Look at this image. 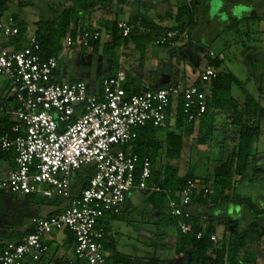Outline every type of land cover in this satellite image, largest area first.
Here are the masks:
<instances>
[{"label": "built area", "instance_id": "obj_1", "mask_svg": "<svg viewBox=\"0 0 264 264\" xmlns=\"http://www.w3.org/2000/svg\"><path fill=\"white\" fill-rule=\"evenodd\" d=\"M116 29L122 38L133 31L124 20L117 21ZM0 32L4 36L18 33L12 17L0 20ZM177 38L187 39V29H168L154 43L171 46ZM100 39L97 29H84L75 39L67 34L61 44L86 48ZM209 56L214 58L212 52ZM58 62L59 56L41 58L34 36L20 50L0 49V75L7 78L15 102L11 110L0 105V113L16 117L11 131L0 133V149L12 151L15 164L0 178V193L60 196L65 200L62 211L34 219L32 232L8 241L0 252V264L38 261L48 251L43 238L58 231L73 237L74 264H108L103 246L107 232L102 221L121 211L133 189L163 191L156 183H148L149 160L143 161L135 182L139 159L128 145L140 128L164 125L178 100L187 120L198 122L206 110L210 84L218 76L217 68L207 64L199 74L198 85L168 84L128 95L126 72L121 68L102 77L97 88L90 91L79 80H55ZM115 147L123 149L114 151ZM84 167H92L93 173L87 186L74 195L73 176ZM210 193L211 187L202 180H188L175 193V199L169 200L168 212L179 217L182 234L190 230L192 197ZM210 239L216 242L217 236L213 234Z\"/></svg>", "mask_w": 264, "mask_h": 264}, {"label": "rangeland", "instance_id": "obj_2", "mask_svg": "<svg viewBox=\"0 0 264 264\" xmlns=\"http://www.w3.org/2000/svg\"><path fill=\"white\" fill-rule=\"evenodd\" d=\"M21 1L4 0L2 13L4 12L5 16L8 14L15 15L18 21L23 19L27 23L28 34H32L35 30L34 23L36 21L53 17V14L50 15L52 11L49 9L48 3L62 1L64 6L70 4V0H28L29 4L20 6ZM145 1L148 0H105L102 6L93 11L80 12L83 28L97 29L101 33L98 51L94 52L91 47L62 46L58 62L60 69L58 80H79L84 82L92 91V89L97 88L100 79L116 63L117 68H121L131 75L134 84L140 90L148 88L151 81L156 83V87L174 84L175 82L182 86L191 85L198 81L200 72L211 59L209 53L212 52L214 57L220 58L221 70L237 77L245 94L254 100L255 105H264V24L260 26L259 30L252 29L251 40L245 38L241 26L240 33L227 28L224 24L230 12L229 6L235 3L232 0H196L193 8L194 22L186 27L188 38H177L171 46H157L154 43L155 39L151 38L145 43L143 54L138 49V45H143V41H130L128 44H121L114 49L113 54H105L103 46L111 41V23L114 20L128 21L131 15L146 12L150 20L158 21L163 25L170 26L175 23L174 18L159 20L153 11L157 13L170 12L169 15L173 17L176 14L173 11L176 6L178 7L180 1L177 0L178 5H176L175 1L165 3L157 0L156 7H152L150 13H148L149 9H144ZM223 2V11H220ZM239 2V4L242 3L241 0ZM174 4L175 6H173ZM262 9L264 16V8ZM238 10L242 12L248 9L239 7ZM43 31L46 32V29ZM136 38H139V34L136 35ZM24 43L25 39L21 41V46ZM13 46L14 48L16 46L13 36H4L0 32V49H12ZM246 46L251 47V49H246ZM8 83L7 78L0 75V101H2V95L6 97L12 94L10 90L6 91ZM239 92V88L234 86L232 94L238 95ZM176 107L177 105L173 104L170 108L172 118L168 119L167 125L170 129L185 134L184 147L180 159L169 163L178 167L180 175L190 171L202 181L203 179H210L214 167L219 164V158L225 159L230 153L234 144L233 140L237 135L230 127H227L226 135L215 134L213 140L206 144L207 146L196 145L195 137L199 122H194L193 130L188 133H185V126L179 129L174 128L173 120L175 119ZM9 118L16 120L14 115H9ZM257 121L260 126V133L254 144L255 152L254 150L253 152L258 157V155H264V114L259 115ZM225 122L224 116L221 120L217 117L215 119V125L219 127L224 126ZM164 130L160 129L159 132H162L163 135ZM221 139L223 140L219 143L218 141ZM122 149L123 147H115L114 151ZM158 158L159 162L156 167H161L164 163L162 152ZM0 166H2L1 163ZM254 168H256L255 164H252L247 174L248 177L241 182H236L230 194L251 201L256 208H264V178L262 182L259 181V178H254L253 174L256 176L261 174V169L254 171ZM76 183L77 175L74 174L72 188L75 189ZM64 206L65 200L60 196L45 198L37 194L0 193V235L3 234V240H5L10 236L9 230L29 229L33 226L34 219L48 217L60 212ZM227 207L230 210H227ZM240 207L236 208V212L233 213L231 211L232 205L228 204L226 207L220 206L218 210L212 211L214 215L218 214L217 218L207 211L200 217L204 224L209 221L215 225L217 236L216 242H214L215 247H219L223 234L228 237L236 233L240 227L246 226L245 221L249 222L251 218H254L249 209ZM121 215L108 223V235L113 242V247L105 249V254L108 257L112 255L113 248L117 254L128 257L125 264H191L189 253L177 257L173 249L174 229L172 227L157 229L154 224L155 217H153L148 204L138 203L137 197L134 196L126 208L122 207ZM258 225L259 228L264 229V215L260 216ZM163 230L168 234L165 237L158 236L156 238L155 233ZM156 241L159 243L158 247L154 245ZM43 242L49 246L48 258L46 255L41 261H32L31 263L69 264V254L67 257L65 251H62L66 261L57 263L58 261L55 260L58 255L56 244L47 237L43 238ZM244 254L251 255L247 264H264V234L255 242L246 245L245 249L241 251V257ZM208 257L209 262L207 264H213V255L210 253ZM23 262L19 264H23Z\"/></svg>", "mask_w": 264, "mask_h": 264}, {"label": "trees", "instance_id": "obj_3", "mask_svg": "<svg viewBox=\"0 0 264 264\" xmlns=\"http://www.w3.org/2000/svg\"><path fill=\"white\" fill-rule=\"evenodd\" d=\"M3 1L4 0H0V17L4 10ZM179 1L180 5L176 10V14L173 16L176 26L162 27L151 21L146 14H139L129 18L127 22L133 27V31L129 37L122 38L116 29L117 21H112L110 31L111 41L103 46V52L105 54H113L114 49L121 44H128L130 41H143V45H138V49L142 51L141 54H143L145 52V43H147L149 39H156L168 29L176 28L182 30L191 25L194 22L192 11L196 2L192 1L191 3H185L182 0ZM104 2L105 0H70V4L64 6L61 1L58 2V4L60 3V7L55 9V13L51 19H39L36 21L34 23L35 30L32 36H34L39 43L41 58L58 57L62 49V39L67 34H71L75 39L86 29L82 26L79 15L80 12L93 11L99 8V6H102ZM23 4H29L28 0H22L20 6ZM171 17L169 13L164 16V18ZM12 18L18 28V33L13 36L14 43H16L15 50H20L21 41L25 39V35L27 34V23L23 19L18 21L15 15H13ZM259 20L260 17L257 11L251 10L247 15L234 14L227 17L224 25H226L227 28L234 29L237 33L241 32V26L245 38L251 40L250 34L252 29L259 30L261 26ZM44 29H46V32L43 31ZM138 34L139 38H136ZM252 40L255 41V39ZM98 44L99 41H94L90 43L89 47H91L94 52H97ZM243 46L245 45L243 44ZM245 48L248 50L251 49V47L248 46ZM208 64L217 68L218 76L210 84L206 110L199 118L195 143L196 145L209 144L211 140H213L212 138L218 132L217 125H215V116L219 112L229 113L227 127H230L233 132L236 133L237 137L233 140L234 144L226 158H219V164L214 167L212 177L210 179H203V183L211 187V193L205 197L202 195L193 196L191 199L192 206L194 208L204 207L206 208L205 212L207 211L215 217L212 213L214 209L218 210L220 206L226 207L230 202H239L243 207L249 209L254 218H251L246 226L240 227V230H237L236 233L228 237L223 234L219 247H215V243L210 239L211 235L216 232L215 225L209 221H206V224H204L200 219L202 216L200 211L191 212L188 220L190 230L188 233L182 234L178 228L179 217L172 216L168 212L167 205L170 199H175V193L184 188L188 180L198 179L194 173L190 171L186 172L184 175H180L178 167L169 163L170 161L180 159L184 147L185 134L183 135L182 133L170 129L169 125H167V119L166 123L160 127L148 124L140 128L137 138L130 142L128 147L139 159L134 174L135 182L139 179L143 161L149 160L151 164V176L148 183L151 184L154 182L163 190L159 193H148L146 190H140L139 192H141L144 204H148L151 208V213L153 217H155L154 224L157 226V229L161 227H172L174 229L175 242L173 244V249L176 255H186L189 253L191 264H207L209 262L208 254L210 253L213 255V264H247L251 259V255L244 254V256L241 257L240 254L241 251L245 249L246 245L255 242L264 234V229L261 227L259 228L258 225L260 216L264 215V208H256L251 201L230 194V191L236 182H241L248 177L247 174L250 166L254 164L253 145L259 136V123L257 120L251 119V109H253L254 100L249 95L245 94L242 84L238 81L237 77L221 70L220 58H211ZM116 70L117 64L115 63L112 68H110L109 74H114ZM59 72L58 63L54 71L55 80H58ZM194 84L198 85L199 81H196ZM234 86H237V88L244 93V106L247 110H250L251 113H246L244 109L239 107L237 99L232 95ZM125 90L128 95L138 94L141 91L140 88L134 84V79H132L131 75L128 73H126ZM181 106L182 102L178 100L173 127L179 129L185 126V133H188L193 130L195 123L194 121L187 120V117L182 112ZM8 116L9 114L5 112L1 113L0 133L11 131L12 127L15 125V121L10 120ZM170 117L169 112V118ZM160 129H165L163 135L162 132H159ZM222 140L223 139L219 140V143H221ZM161 152L164 155V163L161 167H156ZM0 163H7L8 167L13 169L15 167L13 152L2 151L0 149ZM92 173V167H87L84 170L81 168L75 172L77 175V183L75 189L74 187L72 188L74 195H78L79 192L87 186L88 179ZM127 206L128 203L125 202L124 208ZM121 214L122 209L119 213L107 215V218L102 221L107 232V236L103 239L104 249L113 247V242L108 235V223L110 220L122 216ZM32 231L33 227L29 228L21 236ZM198 233H201L200 238L196 237ZM167 234L168 233L164 230L155 233L156 238L158 236L165 237ZM71 238L73 240V237ZM154 245L158 247V241H156ZM4 247L3 244H0V252L3 251ZM112 251V255L109 257L107 256L108 264L127 263V256L117 254L113 248Z\"/></svg>", "mask_w": 264, "mask_h": 264}, {"label": "crops", "instance_id": "obj_4", "mask_svg": "<svg viewBox=\"0 0 264 264\" xmlns=\"http://www.w3.org/2000/svg\"><path fill=\"white\" fill-rule=\"evenodd\" d=\"M158 1H160V0H158ZM161 1H164L165 3L167 2V3H171V2H176V5H178L177 3L179 2V0H178V2H177V0H161ZM233 2H235V3H233L232 5H230L229 6V11L231 12L232 11V13H228V17H230L231 15H234V14H236V15H238V14H241V15H247V14H249V12L251 11V10H255V11H257V13H258V15H259V17H260V20H259V23L262 25V24H264V16H263V14H262V11H263V9L262 8H264V0H245V1H242L241 0V4H239L240 2V0L239 1H237V0H232ZM146 2V1H145ZM193 2H196V0H193ZM156 4H157V0H148L146 3H145V5H144V9H149V12L148 13H150V10H152V7H156ZM180 5V4H179ZM178 5V6H179ZM173 6H175V4L173 5ZM223 6H224V2H223V5H222V7H221V9H220V11H223ZM48 7H49V9L52 11L51 12V14L50 15H52V14H54L55 13V9H58L59 7H60V3L58 4L57 2H51V3H48ZM239 7H242V8H247L248 10H246V11H242V12H240L238 9H239ZM174 8V7H173ZM177 6L175 7V10L173 11V13L174 12H176V10H177ZM153 13H155L156 15H157V17H158V19L159 20H165L166 18H164V16H165V14H167V13H169L170 14V12H167V13H165V12H161V13H157L156 11H153ZM144 14H146L147 15V13L145 12ZM193 11H192V16H193ZM230 15V16H229ZM13 15H4V12L2 13V15H1V17H0V20H4V19H6V18H8V17H12ZM53 16V15H52ZM131 16H135V15H131ZM148 16V15H147ZM171 18H174V17H171ZM22 19V18H21ZM151 21H153V22H155V23H157L158 25H160V26H162V27H172V26H175L176 25V23H174L173 25H170V26H168V25H163L162 23H159L158 21H155V20H151ZM32 36V34H26L25 35V43L21 46V48L27 43V41H28V39L30 38ZM6 50H15V48H14V46L12 47V49H6ZM110 71V70H109ZM109 71H107V73H106V75L105 76H107V75H109ZM175 83H177V82H175ZM154 87H156V83H154V81H151L150 82V84H148V88H154ZM9 91L10 90V86H9V83H8V85H7V87H6V91ZM232 92H233V89H232ZM233 95V97L234 98H236L237 99V101H238V104H239V107L241 108V109H244V111H246V113H248V112H250V110H247L246 108H245V106H244V104H245V98H244V93H242L241 91L238 93V95H236V94H232ZM5 95H2V98H1V100L2 101H0V105H2L6 110H11V109H13V107H14V105H15V103H14V100L11 98V95L10 96H6V97H4ZM12 104V105H11ZM251 111H252V113H251V119L252 120H258V118H259V115H262V114H264V105H255V102H254V106H253V109H251ZM0 116H1V113H0ZM225 117V120H226V124L224 125V126H221V127H219V126H216L217 127V133L216 134H218V135H226V128H227V123L229 122L228 120H229V113H223V112H219V113H217V115L215 116V119H216V117L217 118H219L220 120L222 119V117ZM8 118H9V116H8ZM10 119V118H9ZM168 119H169V116H168ZM11 120V119H10ZM13 121H15V120H13ZM196 123V122H195ZM221 130H223V131H221ZM259 130H260V126H259ZM260 133V132H259ZM219 142V141H218ZM255 144V143H254ZM201 145V144H200ZM204 146H207L206 144H203ZM253 150H254V152H255V149H254V145H253ZM253 152V154H254V158H255V161H254V164H255V167L256 168H254L255 170L254 171H256V170H260L261 169V174H260V176H256V175H254L253 174V176H254V178L255 177H257V178H259V181H261L262 182V180H263V178H264V155H258V157H257V155H256V153H254ZM2 164V166H0V178H2V177H4L6 174H7V172L10 170V168L8 167V164L7 163H1ZM253 171V172H254ZM255 173V172H254ZM140 190L139 189H133L129 194H128V196H127V200H126V203H128L129 204V202H130V199H132V198H134V196H136L137 197V201H138V203H144L143 202V198H142V195H141V192H139ZM264 200V199H263ZM229 205H232V212L233 213H235L236 211H235V209L236 208H238L239 206H241L240 208H243L242 206V204L241 203H239V202H230L229 203ZM124 206V205H123ZM229 207H227V210H230V209H228ZM205 210H206V208H204V207H200V208H194L193 206H191V212H195V211H200L201 212V215H203L204 213H205ZM203 211H204V213H203ZM218 216V214L217 215H215V218ZM234 224H235V222L234 221H232ZM238 222V221H237ZM239 223V222H238ZM246 223H248V222H246L245 221V224ZM237 224V223H236ZM28 229H25V230H20V231H15V230H9L8 232L10 233L9 235V237H7L5 240H3L4 238H3V234H1L0 235V244H3L4 246H5V244L8 242V241H10V240H15V239H17L18 237H20L22 234H24L25 233V231H27ZM19 232H20V234H19ZM4 233V232H3ZM3 235V236H2ZM216 235V234H215ZM45 237H47L48 239H50L51 241H53L55 244H56V246H57V252H58V255H57V257L55 258V260H57L58 262L57 263H59V262H63V260H65L66 261V258L62 255V251H65V256H67L68 254H69V264H74L73 263V240H72V236H70L66 231H63V232H53L52 234H50V235H47V236H45ZM45 244V243H44ZM47 247H48V251L38 260V261H36V262H39V261H41L48 253H49V246L47 245V244H45ZM59 256V257H58ZM179 256H181V255H177V257H179ZM68 257V256H67ZM176 257V258H177ZM47 258H48V255H47ZM62 260H61V259ZM61 260V261H60ZM33 260H31V259H26V260H24V262H23V264H33V263H31ZM35 262V261H34ZM187 263L189 262V261H186ZM36 264V263H35Z\"/></svg>", "mask_w": 264, "mask_h": 264}]
</instances>
